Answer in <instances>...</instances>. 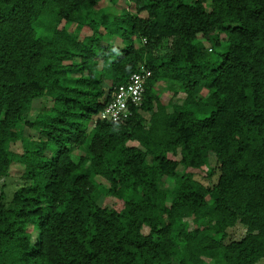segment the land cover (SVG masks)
Wrapping results in <instances>:
<instances>
[{"label": "trees", "instance_id": "obj_1", "mask_svg": "<svg viewBox=\"0 0 264 264\" xmlns=\"http://www.w3.org/2000/svg\"><path fill=\"white\" fill-rule=\"evenodd\" d=\"M100 1L0 0V178L17 163L23 181L8 205L0 190V264H257L264 0ZM142 62L141 105L98 119ZM210 158L204 184L190 169Z\"/></svg>", "mask_w": 264, "mask_h": 264}, {"label": "rangeland", "instance_id": "obj_2", "mask_svg": "<svg viewBox=\"0 0 264 264\" xmlns=\"http://www.w3.org/2000/svg\"><path fill=\"white\" fill-rule=\"evenodd\" d=\"M127 9L130 12H134V8L132 6V4L130 2H128L127 0H102L100 1L97 6L95 7V10L98 11L100 14H106L108 16H113L118 14L122 9ZM44 21V20H43ZM43 29L39 28V34L41 33ZM87 30V27L83 28L82 31L85 32ZM103 31V30H102ZM198 39L202 42H204V44L206 45V39L203 38L200 34L198 35ZM112 43H118L119 39L117 38L116 35H113L112 39H111ZM166 46V44H165ZM215 52V51H214ZM214 52H210L212 53V55L214 54ZM100 67V63H98V68ZM166 82L163 80H160L158 82H156V84H154L153 86V91L159 95L163 92L166 91ZM184 94L183 93H179L177 96L174 97L175 101H181V99L183 98ZM33 105L35 107H39V105H41L40 99L39 100H34L33 101ZM143 115L145 117H148L147 113L142 112ZM33 136H37V134L35 132H32ZM136 142H128V144H134ZM10 148L12 151L14 152H21L22 151V147H21V143L17 142L15 144H11ZM175 159H178L179 157H174ZM72 159L74 161H77L78 157L75 153H72ZM215 166V159L214 158H210L207 162V164L202 168V169H190L191 171H193L195 173V177L200 180L201 182H203L204 184H209L212 182H215L216 180V175L214 174L212 177H208V173L211 169H213V167ZM22 170V166L14 163L13 166L10 168V175L7 177H2L0 178V190L4 193L5 196V202L8 205L14 191L22 185L23 181L19 178V175L21 173ZM177 171L182 172L184 171V168L181 166H178ZM99 181H101L103 183V185L106 187L108 186V182L102 178H99ZM115 203L117 202L116 199L111 198L109 196L105 197V202L108 203ZM117 207H119L120 205L117 203L116 204ZM190 223V222H189ZM192 225V223H191ZM194 226H198L200 227V224H195ZM244 228H238V235H242L244 230ZM30 231H31V239L32 242H36V238H37V232L38 230L36 228H32L30 227ZM260 264H264V262H261Z\"/></svg>", "mask_w": 264, "mask_h": 264}, {"label": "built area", "instance_id": "obj_3", "mask_svg": "<svg viewBox=\"0 0 264 264\" xmlns=\"http://www.w3.org/2000/svg\"><path fill=\"white\" fill-rule=\"evenodd\" d=\"M150 76L151 69L144 62L140 63L125 82L112 87L110 99L100 111L98 119L125 122L132 115V108L141 105Z\"/></svg>", "mask_w": 264, "mask_h": 264}, {"label": "crops", "instance_id": "obj_4", "mask_svg": "<svg viewBox=\"0 0 264 264\" xmlns=\"http://www.w3.org/2000/svg\"><path fill=\"white\" fill-rule=\"evenodd\" d=\"M261 262H264V258L261 259V260H259V261L257 262V264H260Z\"/></svg>", "mask_w": 264, "mask_h": 264}]
</instances>
